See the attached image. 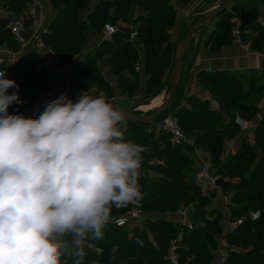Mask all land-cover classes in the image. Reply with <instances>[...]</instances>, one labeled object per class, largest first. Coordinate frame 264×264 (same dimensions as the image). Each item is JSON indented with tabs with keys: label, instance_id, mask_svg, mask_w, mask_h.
Returning a JSON list of instances; mask_svg holds the SVG:
<instances>
[{
	"label": "trees",
	"instance_id": "trees-1",
	"mask_svg": "<svg viewBox=\"0 0 264 264\" xmlns=\"http://www.w3.org/2000/svg\"><path fill=\"white\" fill-rule=\"evenodd\" d=\"M25 1L1 0L3 6L15 14L22 12ZM50 1L56 9V14L47 24V32L43 34V39L58 52L62 64H69V60L80 53L86 41L88 27L101 33L105 23L117 26V31L109 40H103L93 47L90 51L91 56L87 53L82 61L73 62L68 74L69 93L75 94L83 88L93 86L96 92L107 99L112 96L109 83L94 63V60L104 56L122 94L129 96L139 89L141 72L146 77L142 99L147 101L160 93L163 86L162 78L170 71L175 58L177 42L171 40L169 34L174 19L173 5L166 0H100L87 13L86 25L79 21L78 14L87 6L89 0H66L64 3H61V0ZM174 1L180 4L189 0ZM134 5L144 7L148 11V15L137 25L138 40L142 42L145 56L141 71L134 69L135 47L126 40L130 31L126 14ZM235 7L237 5L234 3L233 8ZM224 14H227V11L220 16ZM254 16L253 11H245L241 14L245 23ZM222 24L223 21L218 19L215 29L210 34V37L215 39L212 46H217L221 39L229 38L228 28L219 29ZM259 32L264 37V27L259 29ZM240 37L243 41V33H240ZM249 43L254 49L261 46V42L256 38H252ZM0 45L17 49V44L12 39L6 21L2 17H0ZM39 61L40 58L35 54L24 53L7 69L5 78L15 80L19 85L21 100H23L22 96L28 97L30 93L20 85L28 81L35 72L44 73L42 80L47 88L53 83L45 70L36 68ZM236 74L228 71L201 72L200 78L205 81L211 94L219 96L217 101L220 108L227 112L233 107H238L242 110L241 113H245L250 107L249 104L244 105L241 101L253 93L262 91L264 80H261L263 76L257 71H248L244 79L238 78ZM188 100L195 103L194 107L176 109L172 105L159 116L172 113L175 116L186 117L196 124L201 135L193 144L171 143L168 133L162 127L155 133L150 128L145 130L148 124L124 122L126 128L120 130L125 140L132 141L145 149L140 168L144 173H140L138 177L141 195L135 200L139 205L132 202L122 207L113 205L111 213L117 217L121 216L117 214L122 213L127 206H137L141 210L162 211L171 210L181 204V206L190 205V218L193 223L203 214L205 217H201L202 222L195 223L192 229H188L171 219L144 213L142 219L145 225L134 226L132 233L128 235L121 231L120 228L124 227H118L113 223L116 218L114 216V219L109 220L105 225H111L116 230L112 234H105L103 240L98 241V250L83 247L86 253L84 264H166L172 242L180 262L182 257H185V264H202L207 256L205 240L209 239L208 243H212L210 238L214 239L217 235L216 229L219 225L215 228L213 226L220 219V213L209 212L212 217H206V209L210 205L214 191L204 194L201 185L196 181L185 180L184 163L189 159L188 155L194 147L207 152L211 165L218 166L216 175L220 179L219 186L222 192L229 196L227 207L230 218L238 221L236 227L225 235L227 255L221 264H264V112L252 133L253 145L246 144V137L242 136L236 152L221 160L220 153L225 139L223 134L233 136L236 134L235 131L230 133L227 127H215L214 123L220 117V113L209 111L206 102L194 96L189 97ZM18 106L19 104L11 105L9 113H16V110H19ZM43 110L44 107L37 110L34 118ZM254 115L255 113L251 114L249 118ZM180 125L182 127L181 122ZM231 125L238 128L234 122ZM257 151L259 155L251 163V157ZM255 210H259V216L251 219L249 213ZM62 260L64 264H74L75 257L68 255Z\"/></svg>",
	"mask_w": 264,
	"mask_h": 264
},
{
	"label": "clouds",
	"instance_id": "clouds-1",
	"mask_svg": "<svg viewBox=\"0 0 264 264\" xmlns=\"http://www.w3.org/2000/svg\"><path fill=\"white\" fill-rule=\"evenodd\" d=\"M0 71V264H84L83 242L103 238L112 206L140 198L145 149L125 140L122 111L90 90L10 114L19 85ZM10 88L16 91L9 94Z\"/></svg>",
	"mask_w": 264,
	"mask_h": 264
},
{
	"label": "rangeland",
	"instance_id": "rangeland-1",
	"mask_svg": "<svg viewBox=\"0 0 264 264\" xmlns=\"http://www.w3.org/2000/svg\"><path fill=\"white\" fill-rule=\"evenodd\" d=\"M66 0H61V3H64ZM169 4L173 5L174 8V19H173V23L169 28V34H170V39L177 42L176 44V48H175V55L177 54L178 50H179V46H180V42L183 39L189 25L200 15L198 14L199 12H201L203 14V9L208 5V0H189L187 3H180L178 4V2H175L174 0H166ZM235 5H237V7L233 8V5L230 6L226 11L227 14H224L223 16L218 17V19H221L223 21L222 26L219 29H223V28H228V35L229 37L233 36V32L235 30H238L240 33H243V39L245 42L249 43V41L252 38H256L258 41L261 42V46L259 47V49H264V37L261 36L259 29H261L262 27H264V23L260 22L258 20L259 17V12L257 9V6L254 5V1L252 0H235ZM86 6L84 9H81L79 14H78V19L79 21L83 22L86 24V21L83 19L85 17V13L87 10ZM176 7H182L184 8V10L188 11V15H186L185 18H180L178 16V10H175ZM195 9V10H194ZM245 11H253L255 13V16L248 22L245 23L243 21V19L241 18V14H243V12ZM148 15V11L141 6L138 5H134L131 10L128 11V13L126 14V18L129 21V26L132 28H137V25L139 24L140 20ZM208 23V22H206ZM206 23L201 24L196 31H199L200 29H202L203 25H206ZM87 25V24H86ZM252 25L254 28H250ZM94 33L92 29H90L88 27L87 29V37L89 36V34ZM87 40V39H86ZM134 47H135V52H134V67L137 66L138 64L141 63L142 59H144V47L142 45V42H140V40H136L134 42L131 43ZM87 44L86 41L85 43L82 45L81 49H80V53L74 57H72L69 60V64L70 66H72L73 62L75 61H82L86 54L89 53L90 55V51L87 50ZM105 56L100 58V59H96L94 60V63L96 65L97 68H99L100 72H102V69L105 65ZM68 61V60H67ZM30 72V71H29ZM169 73V72H168ZM168 73L162 78V90L160 92H163L165 94V97L168 95V91H169V87H168V83H167V78H168ZM43 75L44 73H36L32 74L31 78L25 82H23L20 87L24 88L26 91H29V96L28 97H23V103L19 104L18 109L16 110V113L13 114H23L25 117H31L34 118L35 112L37 110H39L41 107H44L46 105V103L58 98L57 94H55L56 88L54 83L51 84V86L49 88H47L43 82ZM238 78L243 79V77L245 76V74L242 75L241 73L236 74ZM140 86L139 89L127 96L125 94H122L123 97H126L127 99L130 100L129 103H141V102H145L142 99V89L141 86L144 87L145 84V80L146 77L144 76V74L140 73ZM104 79L109 83L110 87H111V91H112V87H114L115 85V80L116 77L113 76L112 80H108L106 79V76H104ZM200 83H202L203 88L209 91V88H207L206 83L203 79L199 80ZM263 81V80H262ZM117 85V84H116ZM118 87V86H117ZM90 90V93L93 96H97L99 95L96 90H94L93 86H89L86 88H83L80 92L75 93V94H71L73 95V97L71 98L73 101H76L79 99V96L83 93ZM178 90V91H177ZM16 90H14V88H10L8 90V93L11 94L13 92H15ZM176 96L172 102V105L174 106V108H192V106L194 107L195 103H193L192 101L188 100V103H181V99L183 98V95H181V91H182V83L180 82L179 78L177 80V84H176ZM62 92V91H61ZM68 91L64 90V93H67ZM69 94V92H68ZM21 95V94H19ZM112 96H113V92H112ZM111 96V97H112ZM182 96V97H181ZM212 98L217 101L219 96L212 94ZM21 99V98H20ZM179 103H176V102ZM202 101V100H201ZM241 103L245 104H249L250 109H247V112L245 111V113H241L242 110H240L238 107H233L231 110L227 111V112H222L220 114V117L218 118V120L214 123L215 127L220 126V128L222 127H227V131H229L230 133H236V131H238V128H234L231 123L234 122L235 119V114H239L241 116H243V118L245 119H249V117L251 116V114L255 113V116L258 118H261V115L264 112V88L262 91L257 92V93H253L251 94L249 97H247L246 99H243L241 101ZM171 105V106H172ZM208 106V110L209 111H214L212 109V105L211 103H207ZM133 108L134 105L129 107L128 110L133 112ZM176 112V111H175ZM11 114V113H10ZM138 114V113H135ZM172 114V113H171ZM141 115V114H139ZM167 114H165L164 116H159V118H155L154 120H152V122H150L148 124V127L145 128V130H149L153 129L155 131V133L158 132V129L160 128V121L166 116ZM178 118V120L181 122L182 124V130L186 135L187 138V142L190 144L195 143V140L197 137H199L201 135L200 129L198 128V126L196 124H194L192 121H189L186 117H183L181 115H177L176 116ZM119 128L121 129H125L126 128V124L124 123V121L118 125ZM223 137H225L224 140L229 139L232 137V135H225L223 134ZM245 143L248 145H253L254 141H253V137L252 135H245ZM182 145V144H180ZM201 148L199 147H194L193 151L189 153L187 160H185L184 163V174H185V180L186 181H196L198 184L201 183L200 180V171H201V167L204 165L201 162V158L204 156L205 152L204 150H202L203 152H201ZM254 156L251 157V163H253L257 158V156L259 155V152H254ZM232 153L230 152V149L228 151H226L224 149V143L222 144V151L220 153V159L224 160L227 157L231 156ZM202 163V165H201ZM211 164V163H210ZM218 168V166H212L210 165V167L208 168V175L209 176H214L216 175V169ZM140 173H144L143 169L139 170ZM150 174V173H149ZM217 176V175H216ZM218 177V176H217ZM199 179V180H198ZM201 185V184H200ZM203 185V184H202ZM210 186L207 187V189L201 190L203 193L206 194V191L208 190ZM226 196H228L227 194H225ZM214 198V197H212ZM210 200V205L207 207V212H206V217L211 218L212 216L209 214V212H219L220 213V219L218 220V222H216L214 224V228L217 225H220L222 227V233L221 234H217L214 236L213 238H210V240H212V243H208L209 239H206V245H207V256L203 259L202 264H221V262L223 260L220 259V250L226 251L227 249V243H226V238L225 235L228 232H231L237 225L238 221L237 220H232L230 218L229 215V210L227 207V210H220L219 208V204H222V199L221 198H217L216 200L218 201V203L215 201V199ZM135 205H139L137 201L132 202ZM181 207V204H178L175 208L171 209V210H152V209H148V210H141L139 207L137 206H132V207H126L125 210H123L122 213H119L117 215H121V216H125L126 218H128V223L126 224V226L124 228H120L121 231L126 232L128 235L132 233V228L134 226H144L145 223L143 221V214H147V215H157L159 217H164L166 219H170L171 215L173 216V212L176 210H178ZM223 207V205L221 206ZM135 209H139L140 212L138 213L139 216L136 217H131L130 214L132 211H134ZM175 211V212H176ZM250 212V211H249ZM114 214L110 213V219H114ZM205 217L203 214H201L200 217L197 218V220H195V223H199L202 222L201 221V217ZM117 217V216H116ZM173 221H176L178 223L177 220H175V218H171ZM194 223V225H195ZM115 228L112 227L111 225H104L102 231H103V236L105 234H112L113 232H115ZM179 230L181 231V229L179 228ZM201 236H203V234H201ZM103 238L101 239H94L91 237V235L89 236L88 239H86L83 242V247H88L91 249H96L98 250V241H102ZM63 258V257H62ZM186 259L185 257H182L181 260V264H185Z\"/></svg>",
	"mask_w": 264,
	"mask_h": 264
},
{
	"label": "crops",
	"instance_id": "crops-1",
	"mask_svg": "<svg viewBox=\"0 0 264 264\" xmlns=\"http://www.w3.org/2000/svg\"><path fill=\"white\" fill-rule=\"evenodd\" d=\"M99 1L100 0L88 1L87 3L88 7L85 13V17L83 18L84 20L86 18L87 13ZM222 1L223 0H208V5L203 9V13L216 8L218 5H220V3H222ZM252 1H254V5L257 6L259 12L258 20L264 23V0H252ZM175 10H178L177 13L180 18L186 17L184 13L185 11L184 8L176 7ZM41 14L43 19L48 23L54 18L56 14V9L51 4L50 0H44L43 10L41 11ZM109 14H111V9H109ZM198 14L202 15L201 12H199ZM218 17H216L214 20L208 21V23L205 22L206 25H203L202 29H200L199 31L195 30L193 37L189 42L187 51L181 62L177 80L179 78L180 82L182 83L181 95H183V98L181 99V103H188V98L194 96L206 103H211L212 109L221 114L222 112H226V111L220 108L218 101H215L212 98V94L210 93V91L203 88L202 83H200L199 81L201 79L200 73L201 72L209 73L214 71H228L238 74L242 72V75L245 74V76L243 77L244 79L248 71H257L263 76L261 80H264V49H259V48L254 49L250 46V43H247L244 40L243 41L241 40L242 42H237L234 36L221 39L219 40L217 46H212V43L214 42L215 39L213 37H210V34L216 27V21L218 20ZM93 32L94 33L92 34L90 33L88 37L86 33V39H87L86 44L88 45L86 49L89 51H91L94 46H97V44H99L101 40V33L95 30H93ZM10 50L13 49L7 47L6 45L1 48V52L5 56L8 55V51ZM24 53L27 52L23 51L19 53L18 57ZM142 64L143 61H141V63L138 64L140 67V71L142 70ZM71 67L72 66H70L69 64L66 76L61 78L59 81H53L56 88L55 94H57L58 97L61 94H64V90L68 91V74ZM101 69H102L101 73L102 75L106 76V79H108L109 81L113 79L114 75L110 70L106 58H105V65ZM141 89H143L142 86ZM68 92L67 95L71 99L73 95H71L70 93L68 94ZM112 92H113V96L110 97L108 100L111 103H113L114 106H116L119 109L128 110L132 104V106L134 105L133 113H138L137 115L139 114L144 115L145 113L160 107L159 105L152 108H147V109L145 108L146 105L148 106L150 101L157 95H161L160 103L161 102L163 103L168 96L167 95L165 97V94L163 92H160L159 94H157L156 96L145 102L129 103L130 100L122 96V93L120 89L117 87L116 83L114 87H112ZM97 93L99 95H102L99 92ZM260 119H261L260 117L257 118L255 115L252 118L245 119L243 118V116L239 114H235L234 123L238 126V131L231 138L224 140V149L226 151L230 149V152L234 154L240 146L241 137L245 135H249V136L252 135ZM201 152L203 151L201 150ZM203 153L204 156L201 158V161L204 163V165L207 167L208 170V168L211 165L209 154L207 152H203ZM213 177H217V176L214 175ZM205 186L206 187L210 186L207 192L214 191V196H213L214 198L212 199H215L217 203L218 201L216 200V197L222 199V204L218 203L220 210L223 209L227 210L229 196H226L222 192L220 186L215 187L209 182H206ZM222 205L223 207H221ZM173 217L178 222L180 221V218L176 214V212H173V216L171 215V218Z\"/></svg>",
	"mask_w": 264,
	"mask_h": 264
},
{
	"label": "built area",
	"instance_id": "built-area-1",
	"mask_svg": "<svg viewBox=\"0 0 264 264\" xmlns=\"http://www.w3.org/2000/svg\"><path fill=\"white\" fill-rule=\"evenodd\" d=\"M43 2L44 0H26L22 12L20 14H15L8 11L7 8L1 5L2 2L0 0V16L5 19L9 33L17 44V49L8 51L7 56L3 55L1 52V48L5 45H0V71L7 74L8 67L16 62L19 53L25 51L27 53H33L40 58V61L36 64V68L45 70L47 75L53 81H59L61 78L66 76L69 64H62L58 52L48 45L43 39V34L47 32L48 24V22L43 19L41 14V11L43 10ZM184 13L185 15H188V11L185 10ZM129 29L130 31L126 40L132 43L138 39V31L136 27L132 28L129 26ZM116 31V25L105 23L102 27L100 42L103 40H109L112 34ZM233 36L237 42H242L238 30L233 32ZM134 69L137 71L140 70L139 65L135 66ZM160 127L168 133L169 141L171 143L180 145L188 141L178 118L174 114L168 113L160 121ZM207 171V167L203 165L199 173L201 177V187L205 186L206 182L211 183L215 187L219 186V177L209 176ZM204 189H207V187H202V190ZM190 210L189 205L181 206L176 211V214L180 218L178 223L188 229H192L194 226V223L190 218ZM139 212V209H135L131 212L130 216H139ZM249 216L251 219L257 218L259 216V210L250 212ZM113 223L118 227H125L128 223V218L125 216H118L113 220ZM226 255V251L220 250L221 260H223ZM166 264H181L173 242L171 243L167 254Z\"/></svg>",
	"mask_w": 264,
	"mask_h": 264
},
{
	"label": "water",
	"instance_id": "water-1",
	"mask_svg": "<svg viewBox=\"0 0 264 264\" xmlns=\"http://www.w3.org/2000/svg\"><path fill=\"white\" fill-rule=\"evenodd\" d=\"M234 2L235 0H223L222 3H220V5H218L216 8L203 13L189 25L183 39L180 42L179 50L177 54L175 55L172 67L168 74L167 83H168L169 91H168V96H167L165 103L161 107L151 110L145 113L144 115H137L129 110L120 109L124 116V122H127V123L138 122L143 125H147L150 122H152V120H154L155 118H157L159 115L163 114L170 108L175 98V94H176L177 77L179 74L181 62L187 51L189 42L191 41L195 30L201 24L214 20L221 13H223L230 6H232ZM216 233L217 234L222 233V227L220 225L217 227Z\"/></svg>",
	"mask_w": 264,
	"mask_h": 264
},
{
	"label": "bare ground",
	"instance_id": "bare-ground-1",
	"mask_svg": "<svg viewBox=\"0 0 264 264\" xmlns=\"http://www.w3.org/2000/svg\"><path fill=\"white\" fill-rule=\"evenodd\" d=\"M160 99H161V95H157L156 97H154L151 101H150V103L148 104V106L146 105V109L147 108H152V107H156V106H159L160 105V107L165 103V101H166V99H165V101L162 103H160ZM160 103V104H159ZM144 108V109H145Z\"/></svg>",
	"mask_w": 264,
	"mask_h": 264
}]
</instances>
